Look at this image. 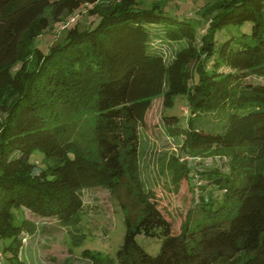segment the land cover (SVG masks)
Instances as JSON below:
<instances>
[{
    "label": "trees",
    "instance_id": "trees-1",
    "mask_svg": "<svg viewBox=\"0 0 264 264\" xmlns=\"http://www.w3.org/2000/svg\"><path fill=\"white\" fill-rule=\"evenodd\" d=\"M144 2L0 0V253L8 264H23L14 263L21 209L69 223L90 187H127L140 202L125 219L118 264H264V0H214L194 20ZM82 8L97 21L70 25L46 51L37 46L50 19ZM246 23L250 41H216L224 28ZM179 95L184 125L164 113ZM158 109L188 155L230 158L223 176L185 167L174 178L190 189L196 174L212 182L194 226L190 210L177 225L160 193L138 178L137 126ZM87 115L93 126L84 146L72 136ZM204 115L212 127L198 120ZM36 150L49 160L39 174ZM137 234L162 238L159 253L140 248Z\"/></svg>",
    "mask_w": 264,
    "mask_h": 264
},
{
    "label": "rangeland",
    "instance_id": "rangeland-1",
    "mask_svg": "<svg viewBox=\"0 0 264 264\" xmlns=\"http://www.w3.org/2000/svg\"><path fill=\"white\" fill-rule=\"evenodd\" d=\"M214 0H145V6H151L153 3L171 14H184L191 19H201L202 12L208 4ZM75 13L77 19L75 22H69L71 17H59L50 19V30L37 39V46L47 50V47L54 44L62 36V32L72 24L92 25L97 21L96 16H90L86 8ZM251 23L243 26L224 28L216 36L218 43L226 38L236 41H250ZM246 35V37L244 36ZM177 46L171 44L172 51ZM185 97L176 96L174 103L166 109V115L175 114L182 125L188 118L185 110ZM92 116L81 118L76 124L73 133V140L79 141L82 145L90 144L92 135ZM210 116H201L199 121L212 127L214 121ZM159 109L150 115L148 126H137L136 141V164L141 186L144 190L156 189L160 196L158 200L160 205L173 216L174 222L180 225L186 214L190 210L189 224L194 226L201 222L202 216L198 210H195L201 196L208 195L213 189L212 182L195 175L192 189L182 181L180 184L174 183V178L181 175L185 167H189L191 172H197L200 169L216 170L218 175L223 176L228 173L229 156L220 152L212 157L195 159L186 150L182 149V141L179 138L168 136L161 122ZM31 161H35L32 173H40L49 163L48 159L37 150L31 154ZM264 167V165H263ZM127 187H121L117 193H111L107 187H90L79 193L81 195L82 207L73 221L69 223H60L54 217L43 218L40 215L32 214L24 208L20 210L19 217L24 220V229L17 238V248L15 262L26 264H92L96 262L97 256L103 262L109 264L116 263V253L123 244L126 232L125 219L138 213L141 208L136 196L128 198ZM162 238H152V236L136 235V241L140 248L147 254L155 256L159 253ZM0 242V252L3 244ZM89 253H87V252ZM3 255V253H0ZM3 259V260H2ZM0 263L8 264L4 258ZM99 263V262H97Z\"/></svg>",
    "mask_w": 264,
    "mask_h": 264
},
{
    "label": "built area",
    "instance_id": "built-area-1",
    "mask_svg": "<svg viewBox=\"0 0 264 264\" xmlns=\"http://www.w3.org/2000/svg\"><path fill=\"white\" fill-rule=\"evenodd\" d=\"M77 19V15H73L72 17H71V19L69 20V22H75V20ZM185 110H186V108H185ZM0 259H2V255L0 254Z\"/></svg>",
    "mask_w": 264,
    "mask_h": 264
}]
</instances>
